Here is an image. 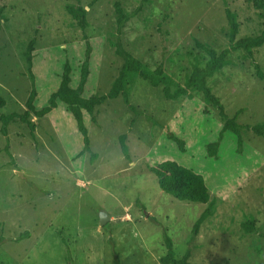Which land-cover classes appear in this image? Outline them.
<instances>
[{"label":"rangeland","instance_id":"1","mask_svg":"<svg viewBox=\"0 0 264 264\" xmlns=\"http://www.w3.org/2000/svg\"><path fill=\"white\" fill-rule=\"evenodd\" d=\"M0 0V95L4 114L22 112L30 93L25 52L33 46L35 107L47 104L72 67L71 86L79 83L86 42L92 46L90 74L83 97L106 93L130 53L153 68L161 64L183 85L196 65L204 66V44L216 51L228 46L226 10L239 23L237 39L264 28V0ZM126 11L140 8L121 32L115 3ZM67 4L87 10L82 30L68 15ZM120 43V49L112 43ZM230 64L206 79L240 134H223L217 155L208 144L218 141L223 120L205 103L196 85L191 98L167 100L162 87L141 78L131 85L129 110L121 97L84 113L89 146L62 103L42 118L0 123V264H159L166 253L163 229L178 259L196 264H264V77L251 59L231 52ZM254 60L264 75V44ZM207 112L204 113L203 110ZM151 120H150V119ZM172 133L185 151L171 141ZM125 137L128 158L119 138ZM6 147L10 156L5 150ZM173 161L203 176L217 197L215 212L193 226L205 205L180 201L164 193L149 167ZM109 216L104 226L99 214ZM253 220L256 232L242 223ZM28 236L18 240L20 235Z\"/></svg>","mask_w":264,"mask_h":264},{"label":"trees","instance_id":"2","mask_svg":"<svg viewBox=\"0 0 264 264\" xmlns=\"http://www.w3.org/2000/svg\"><path fill=\"white\" fill-rule=\"evenodd\" d=\"M96 1L98 0H92L89 5L94 4ZM114 6L117 30L121 32L126 23L138 14L140 8L126 11L118 2L115 3ZM262 8L264 9V3L262 4ZM65 10L82 30L86 29L88 21L86 17L87 10L85 8L80 5L67 4ZM225 15L229 26L228 46L221 51H216L204 44L196 42V46L206 53L207 60L204 63V66L196 65L193 68L190 75L185 79L183 85H177L172 89L173 79L161 64L151 68L132 54L125 53L126 58L123 61L117 78L111 83L109 90L101 95L93 94L88 97H83L82 94L90 74V59L92 51V46L87 41L78 85L75 88L71 86L72 67L70 62L66 60L62 67L61 80L58 87L50 94L47 104L40 109L35 107L37 89L35 76L32 70L34 46V40H32L29 42L25 52L27 76L31 84L30 93L25 102V109L21 113H2L1 109L5 107L6 100L0 95V123L3 129H6L10 123L16 122H21L30 128H35V124L32 122L31 117H45L53 109L57 108L59 103H62L66 106L67 110L75 120L76 127L83 136L84 146L88 147L89 139L87 128L84 124V113L92 116L97 106L103 104L107 100L121 97L123 103L127 105L129 110L137 115L140 114L136 107L129 101L131 85L134 84L133 81L135 78L138 77L145 80L151 87L161 86L163 96L167 100H176L179 97L191 98V90L198 85L199 90L203 94L205 103H208L215 108L223 120L218 141L208 144L207 147L209 155L215 157L217 155L219 141L222 139L223 134L227 131H231L234 134L239 135L241 126L236 122L235 117L227 116L218 97L212 93L209 87L206 86V79L212 77L217 69L221 70L229 65V54L237 51H242L249 59H251L257 77H264L259 64L254 60L255 50L264 44V28L259 35L246 36L237 39L236 37L239 29L237 17L235 13L230 10H226ZM112 46H116L119 49L122 47L118 42L112 43ZM203 112L206 113L207 111L204 109ZM256 130L258 135L264 137V124L258 125ZM167 136L178 146L180 151H185V143L182 139L172 133L167 134ZM124 139L125 137L123 136L119 138L121 151L128 158V151L124 144ZM5 150L10 156L11 154L7 147ZM149 171L156 176L158 186L164 193L180 201L201 203L205 205V209L201 212L193 226L192 233L195 236L198 233L199 227L206 221V219L214 214L218 201L217 197L209 191L203 176L173 161H164L157 165L150 166ZM242 229L248 234L256 232L253 220L243 222ZM26 236H28L27 233L20 235L18 240ZM2 240L3 239L0 237V244L2 243ZM163 242L166 248V253L159 257V264H196L188 260L177 258L174 242L168 235L167 229H163ZM113 254L114 264H121L119 255L114 250V247Z\"/></svg>","mask_w":264,"mask_h":264},{"label":"water","instance_id":"3","mask_svg":"<svg viewBox=\"0 0 264 264\" xmlns=\"http://www.w3.org/2000/svg\"><path fill=\"white\" fill-rule=\"evenodd\" d=\"M223 5L224 6H228V4L225 2V0H224ZM122 54H123V56H126L125 53H122ZM109 219L110 218H109V216H108V214L106 212H101L99 214V224H100V226H104L108 222ZM184 260H186V259H184Z\"/></svg>","mask_w":264,"mask_h":264}]
</instances>
